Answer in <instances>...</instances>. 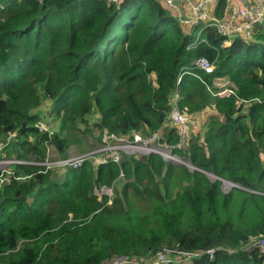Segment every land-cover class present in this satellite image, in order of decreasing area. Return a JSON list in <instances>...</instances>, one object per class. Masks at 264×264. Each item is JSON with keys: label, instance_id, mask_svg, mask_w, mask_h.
<instances>
[{"label": "trees", "instance_id": "obj_1", "mask_svg": "<svg viewBox=\"0 0 264 264\" xmlns=\"http://www.w3.org/2000/svg\"><path fill=\"white\" fill-rule=\"evenodd\" d=\"M261 24L223 46L215 28L179 20L165 0H0V158L43 161L47 143L64 156L85 130L98 142L104 130H158L174 144L168 97L179 75V111L205 125L176 149L192 171L154 153L90 158L61 175L44 164L0 171V264H100L119 254L153 264L162 245L196 255L157 264H264L263 252L245 249L264 237ZM200 56L212 71L194 66ZM37 120L55 129L39 131ZM206 171L237 185L224 192ZM95 184L112 197L96 196Z\"/></svg>", "mask_w": 264, "mask_h": 264}, {"label": "built area", "instance_id": "obj_2", "mask_svg": "<svg viewBox=\"0 0 264 264\" xmlns=\"http://www.w3.org/2000/svg\"><path fill=\"white\" fill-rule=\"evenodd\" d=\"M109 2H117L118 0H108ZM220 0H193L189 4V12L186 15L190 23H203L204 27H213L220 34L225 36L222 45H228L231 39L239 35L243 38L251 36L256 24L264 21V0H244L243 3H236L233 0H224L225 6L223 13L220 17H216L212 14V9L216 7V4ZM168 7L176 11L180 20L182 15L180 6L176 0H165ZM184 21V20H183ZM193 64L197 67L205 70L206 72L212 71L213 64L204 56H200L193 60ZM180 78H177L176 87L168 97V101L171 103L170 111V126H176L178 128V141L174 144H164L160 141L159 132L157 130L152 131L148 136H142L139 132L132 131L128 135L118 134L113 131L104 130L100 134V147L94 150L93 153H81L76 156H65L57 159H45L42 162L33 161L28 162L24 159L18 158H5L0 159V164L5 165L1 172L9 174V166L11 163H31V164H44L47 167H61L62 169L67 166L78 167L84 161L92 158V164H101L107 162L119 163L123 154H159L165 161L173 163H183L184 160L176 152V149L183 147L186 135V126L191 120L186 114L179 111L177 107V99L179 96V89L177 84ZM39 131L48 129L45 126L43 120L35 122ZM14 133H9L8 138L13 137ZM1 146V144H0ZM101 153L99 155H95ZM8 167V168H7ZM96 184L94 185L95 188ZM100 193L96 195L95 190L93 192L100 198L102 194L110 196L106 192L110 187L101 185L99 186ZM111 189V188H110ZM108 201H110L108 199ZM162 248V247H161ZM159 248L155 251L153 259L156 255V261L158 263L167 262L169 260L187 261L196 255L193 251H179L172 248L173 254L160 253ZM245 249L252 250L258 249L264 253V237H250ZM215 249H207L206 252L212 254ZM152 259V260H153ZM100 264H138L134 257H129L127 254H119L116 257L110 259L107 262H101Z\"/></svg>", "mask_w": 264, "mask_h": 264}, {"label": "rangeland", "instance_id": "obj_3", "mask_svg": "<svg viewBox=\"0 0 264 264\" xmlns=\"http://www.w3.org/2000/svg\"><path fill=\"white\" fill-rule=\"evenodd\" d=\"M45 117H47L48 120H51V123H53V124H55V123L58 122V120L56 118L55 119H52L51 116H49V115H45ZM189 118L191 120L188 122V124L186 126V135L187 136H189L190 133L191 134H197V133L199 134V132H202L205 129L204 121H203V119L201 117H191L190 116ZM45 126H46V123H45ZM53 128L55 129V127H53ZM53 128L48 126V129H49L48 132L50 133L53 130ZM196 131H198V132H196ZM95 136H96L95 133H92L89 130H85V131H75L74 132V137L76 138V140L71 141L69 143V145L67 146L66 150L63 152L64 153V156H76V155L81 154V153H90V152H93L98 147H100V142H98V139ZM144 136H146V135H144ZM0 144H1V146H0V150H1L2 147L4 146V143L3 142H0ZM64 156H60V154L55 149V147H54L53 144L47 143V148H46V158H47V160L57 159V158L64 157ZM8 157H12V156H7V157L0 158V159H5V158H8ZM30 158L31 157H26L25 160L28 161V162H32L31 160L37 161V160H34V159H30ZM182 159L184 160L183 163H175V164L176 165H183L189 171H192L195 168V165L192 164V163H190V160H189L188 157H185L184 156V157H182ZM12 166H13V163L10 164L9 171H10V169H12ZM4 167H5V165L0 164V170L3 169ZM54 169H55V172H52L53 174H59V175H61L63 172L66 171L65 168L62 169L61 167H57V168H54ZM53 174H52V177H55ZM205 174L208 177V179L211 180V181H215L218 178L220 180V182H221L220 183V188L222 189V191L227 192L230 189L231 183L230 184H227L226 181H223L222 182V180H221L222 178H220V177H218V176H216L214 174H212V175L210 174L209 175L206 172H205ZM117 180H119V178ZM227 182H231V181H227ZM110 188L108 190H106V192L108 194H110V196L112 197L113 190L110 189ZM94 190H95L96 195L98 193H100V188H99L98 185L95 186ZM161 247L162 248L159 250V252L160 253H163L164 256H166V254H168V255L173 254V252H172L173 249H172L171 246L162 245ZM131 257H134V256H131ZM109 260L110 259H105V260H103V262H107ZM151 263H153V264H157L158 263V261H156V255H155V258L151 261Z\"/></svg>", "mask_w": 264, "mask_h": 264}, {"label": "crops", "instance_id": "obj_4", "mask_svg": "<svg viewBox=\"0 0 264 264\" xmlns=\"http://www.w3.org/2000/svg\"><path fill=\"white\" fill-rule=\"evenodd\" d=\"M180 6V9H181V13L182 15L186 16L189 12V4L190 2H192L193 0H176ZM233 2H236V3H243L244 0H233ZM215 9V8H214ZM214 9H212V13L214 11ZM177 14V13H176ZM261 25H264V21L262 22Z\"/></svg>", "mask_w": 264, "mask_h": 264}, {"label": "clouds", "instance_id": "obj_5", "mask_svg": "<svg viewBox=\"0 0 264 264\" xmlns=\"http://www.w3.org/2000/svg\"><path fill=\"white\" fill-rule=\"evenodd\" d=\"M181 20V19H180ZM181 21H183V20H181ZM186 22V21H185ZM194 66H196V65H194ZM214 66V65H213ZM197 67V66H196ZM199 68V67H198ZM179 78H180V75L178 76ZM177 77V78H178ZM177 81V80H176ZM180 82V81H179ZM177 86L179 87V83L177 84ZM175 87H176V84H175ZM228 91H230V89H228ZM38 121V120H37ZM158 131V130H157ZM159 132V131H158ZM10 133H14V132H10ZM152 133V132H151ZM8 135H9V133H8ZM150 135V134H149ZM14 136H15V133H14ZM13 136V137H14ZM12 137H10V138H8V136H7V139L9 140V139H11ZM166 144V143H165ZM94 152V151H93ZM93 152H90V153H93ZM150 154V153H149ZM154 154H156V153H154ZM96 155V154H95ZM127 155V154H126ZM159 155V154H158ZM160 156V155H159ZM181 158L183 157V156H181V155H179ZM65 157V156H64ZM161 157V156H160ZM11 158H14V157H11ZM15 158H17V157H15ZM162 158V157H161ZM18 159H21V158H18ZM47 159V158H46ZM25 160V159H24ZM164 160V159H163ZM44 161V160H43ZM37 162H42V161H37ZM169 162V161H168ZM120 163V162H119ZM171 163H173V162H171ZM190 163H192L191 161H190ZM27 164H31V163H27ZM36 164H38V165H40L39 163H36ZM175 164V163H174ZM41 165H43V164H41ZM57 168V167H56ZM64 169V168H63ZM194 169H197L196 167L194 168ZM207 172V171H206ZM235 186V185H237V184H235V183H233L232 182V184H231V186Z\"/></svg>", "mask_w": 264, "mask_h": 264}, {"label": "water", "instance_id": "obj_6", "mask_svg": "<svg viewBox=\"0 0 264 264\" xmlns=\"http://www.w3.org/2000/svg\"><path fill=\"white\" fill-rule=\"evenodd\" d=\"M180 19H181V20H184V21H188V17H186V16H181ZM206 173H208L209 175H210V174H211V175L213 174L212 172H206ZM221 180H222V182H223V181H228V180H225V179H221ZM230 183L232 184V182H230Z\"/></svg>", "mask_w": 264, "mask_h": 264}, {"label": "bare ground", "instance_id": "obj_7", "mask_svg": "<svg viewBox=\"0 0 264 264\" xmlns=\"http://www.w3.org/2000/svg\"><path fill=\"white\" fill-rule=\"evenodd\" d=\"M226 183H227V184H230V182H227V181H226Z\"/></svg>", "mask_w": 264, "mask_h": 264}]
</instances>
